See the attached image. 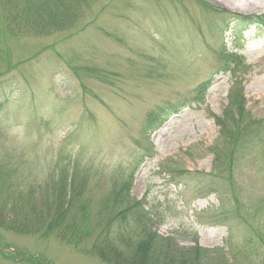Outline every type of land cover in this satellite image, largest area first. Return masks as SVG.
I'll use <instances>...</instances> for the list:
<instances>
[{"label": "rangeland", "instance_id": "rangeland-1", "mask_svg": "<svg viewBox=\"0 0 264 264\" xmlns=\"http://www.w3.org/2000/svg\"><path fill=\"white\" fill-rule=\"evenodd\" d=\"M223 11L234 14L229 25ZM235 15L264 13L212 0H95L68 30L4 34L0 85L15 91L0 110V157L40 183L88 170L95 210L116 176L132 175L129 194L162 217L160 235L223 249L224 264H264V27L248 29L235 49ZM205 81L211 87L199 103L193 92ZM184 100L193 106L150 135L152 156L140 161L147 115ZM240 100L250 126L237 143L222 138L216 121L240 125ZM218 149L230 169L214 167ZM175 171L200 182L175 183ZM0 264L106 263L53 237L0 229Z\"/></svg>", "mask_w": 264, "mask_h": 264}, {"label": "trees", "instance_id": "trees-1", "mask_svg": "<svg viewBox=\"0 0 264 264\" xmlns=\"http://www.w3.org/2000/svg\"><path fill=\"white\" fill-rule=\"evenodd\" d=\"M94 2L0 0V41L4 34L13 37L41 36L73 28L91 10ZM221 15L227 25V20H232L230 16H234L226 11ZM235 16L238 17L233 20L240 24V41L251 26L264 27V16ZM210 82L205 81L194 90L197 102H204L202 100L211 86ZM7 83L0 85V110L9 104L10 96L15 91L10 82ZM236 105L240 111V125L228 128L221 118L216 123L221 127L222 138L229 136L230 141L238 143L239 136L241 138L242 132L248 131L250 125L246 122L247 117H243V100L239 104L236 102ZM190 106H193V102L184 100L158 107L147 115L143 138L139 141L144 152L140 161L152 156L150 135L172 115ZM142 142L147 146H142ZM215 154L216 169L221 171L231 168V162L224 160L219 149ZM7 158V155L0 157V228L3 230L43 239L53 237L94 254L106 264H224L223 249H207L197 244L195 247L181 246V236L160 235L155 228L163 224V220H160L162 217L153 214L144 201H138L129 194L132 175L124 181H119L116 176L111 191L101 200L100 208L95 210L92 205L93 189H89L87 181L88 170L83 173L84 176H80L79 172L73 173V180H68L63 174L55 178L53 174L47 181L40 183L32 180L16 165L15 168L3 161ZM169 176L178 184L192 182L187 178L191 176L196 183L200 182L199 176L185 171H175ZM78 177L82 180H78ZM230 217H219L220 224L228 226Z\"/></svg>", "mask_w": 264, "mask_h": 264}, {"label": "bare ground", "instance_id": "bare-ground-1", "mask_svg": "<svg viewBox=\"0 0 264 264\" xmlns=\"http://www.w3.org/2000/svg\"><path fill=\"white\" fill-rule=\"evenodd\" d=\"M212 2L233 12L245 14L264 13V0H212Z\"/></svg>", "mask_w": 264, "mask_h": 264}]
</instances>
